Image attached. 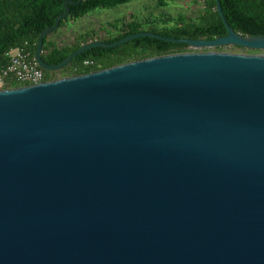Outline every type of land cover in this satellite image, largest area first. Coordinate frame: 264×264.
<instances>
[{"label":"water","instance_id":"water-1","mask_svg":"<svg viewBox=\"0 0 264 264\" xmlns=\"http://www.w3.org/2000/svg\"><path fill=\"white\" fill-rule=\"evenodd\" d=\"M192 49L264 51L228 24ZM0 264H264V55L190 52L0 90Z\"/></svg>","mask_w":264,"mask_h":264},{"label":"trees","instance_id":"trees-1","mask_svg":"<svg viewBox=\"0 0 264 264\" xmlns=\"http://www.w3.org/2000/svg\"><path fill=\"white\" fill-rule=\"evenodd\" d=\"M66 0H0V71L8 66L11 50H24L34 58L39 36L47 27L53 26L57 17L64 12ZM77 1V0H74ZM132 0H82L78 5H70V14L59 26L63 29L69 21L82 19L97 9H111L127 4ZM176 0H157L156 7L161 9ZM204 6L196 18L184 14L172 16L168 13L145 19L132 17L120 19L102 27L105 35L91 38L80 35L77 40L64 46H57L47 36L44 40L42 59L49 65L63 62L82 45L93 41L114 43L139 32H151L167 38L190 40H215L227 36L228 31L217 11L216 0H204ZM223 14L230 27L245 37L264 38V0H220ZM114 29L116 33H113ZM56 31V32H57ZM54 34V33H53ZM248 53H259L243 47ZM224 47H218L221 50ZM190 46L164 42L158 39L141 37L115 48H93L76 57L65 69L58 72L44 71L45 81L63 77L90 74L127 63L153 57L188 53ZM86 62H89L87 65ZM20 87L10 84L6 89Z\"/></svg>","mask_w":264,"mask_h":264},{"label":"rangeland","instance_id":"rangeland-1","mask_svg":"<svg viewBox=\"0 0 264 264\" xmlns=\"http://www.w3.org/2000/svg\"><path fill=\"white\" fill-rule=\"evenodd\" d=\"M204 0H176L171 2L165 8H157V0H132L131 2L117 6L111 9H97L87 14L82 19L76 21H69L66 26L50 35L49 40L57 46L70 45L74 43L80 35H89L91 38H100L105 34L100 31V28H108L109 23H114L120 19L130 20L132 17L145 19L150 17H157L160 14L168 13L172 16L184 14L191 18H196L203 8ZM116 33L114 29H111ZM190 52H203V53H231V54H252L264 55V51L260 50L259 53H248L242 49H235L224 47L221 50L216 48L211 49H189ZM62 74L57 75V79H63ZM68 78V77H67Z\"/></svg>","mask_w":264,"mask_h":264},{"label":"built area","instance_id":"built-area-1","mask_svg":"<svg viewBox=\"0 0 264 264\" xmlns=\"http://www.w3.org/2000/svg\"><path fill=\"white\" fill-rule=\"evenodd\" d=\"M8 66L0 71V90L6 89L10 84H18L20 87L42 84L45 81L43 69L39 67L34 58L24 50H11ZM88 65L89 62H86Z\"/></svg>","mask_w":264,"mask_h":264}]
</instances>
